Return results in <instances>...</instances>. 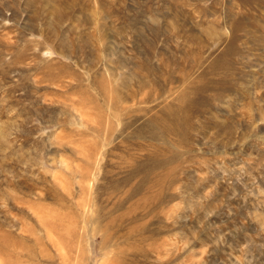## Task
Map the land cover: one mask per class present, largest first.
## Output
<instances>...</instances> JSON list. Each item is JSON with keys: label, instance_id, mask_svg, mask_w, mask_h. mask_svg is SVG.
I'll use <instances>...</instances> for the list:
<instances>
[{"label": "rangeland", "instance_id": "1", "mask_svg": "<svg viewBox=\"0 0 264 264\" xmlns=\"http://www.w3.org/2000/svg\"><path fill=\"white\" fill-rule=\"evenodd\" d=\"M0 264H264V0H0Z\"/></svg>", "mask_w": 264, "mask_h": 264}]
</instances>
